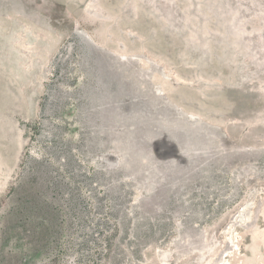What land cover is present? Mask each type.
I'll list each match as a JSON object with an SVG mask.
<instances>
[{
    "label": "rangeland",
    "instance_id": "rangeland-1",
    "mask_svg": "<svg viewBox=\"0 0 264 264\" xmlns=\"http://www.w3.org/2000/svg\"><path fill=\"white\" fill-rule=\"evenodd\" d=\"M263 202L264 0H0V264H215Z\"/></svg>",
    "mask_w": 264,
    "mask_h": 264
},
{
    "label": "bare ground",
    "instance_id": "bare-ground-1",
    "mask_svg": "<svg viewBox=\"0 0 264 264\" xmlns=\"http://www.w3.org/2000/svg\"><path fill=\"white\" fill-rule=\"evenodd\" d=\"M264 202L259 208L256 220L245 230L232 234V247L223 252L215 264H264ZM230 243V242H228ZM244 243V251L239 246ZM242 249V248H241Z\"/></svg>",
    "mask_w": 264,
    "mask_h": 264
}]
</instances>
